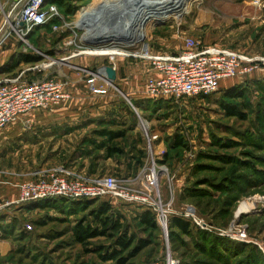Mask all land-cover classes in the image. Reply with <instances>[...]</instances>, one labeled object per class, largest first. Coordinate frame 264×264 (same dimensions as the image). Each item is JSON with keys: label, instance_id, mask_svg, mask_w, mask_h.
Masks as SVG:
<instances>
[{"label": "rangeland", "instance_id": "374dc122", "mask_svg": "<svg viewBox=\"0 0 264 264\" xmlns=\"http://www.w3.org/2000/svg\"><path fill=\"white\" fill-rule=\"evenodd\" d=\"M100 1L60 0L61 16L36 27L26 42L13 32L0 49V67L14 55L34 57L12 75L60 81L70 93L60 104L35 111L31 124H23L26 139L0 133V180L39 178L61 165L89 176L110 175L122 189L161 200L169 218L188 219L193 234L148 229L136 212L149 206L116 196L16 200L0 208V264H118L101 258L117 247L114 237L99 236L88 244L73 237L78 222L92 221L97 200L123 214L125 230L135 240L131 249L148 242L126 264H167V254L175 264H225L208 252L207 234L219 239L230 264H264V71L223 82H230L226 87L242 82V99H227L220 89L179 102L151 100L141 90L154 67L138 57L147 51L175 53L186 37L264 56V0H178L146 19L132 16L116 47L126 46L137 55L131 57L85 53L116 46L111 37L85 38ZM15 2L0 0V28ZM106 65L116 68L117 79L101 80L108 92L94 94L87 77ZM104 130L125 134L108 141ZM179 137L181 146L175 144ZM104 142L120 151L109 157ZM153 165L157 175L150 186L145 174ZM242 205L249 210L240 211Z\"/></svg>", "mask_w": 264, "mask_h": 264}, {"label": "built area", "instance_id": "2783aa9c", "mask_svg": "<svg viewBox=\"0 0 264 264\" xmlns=\"http://www.w3.org/2000/svg\"><path fill=\"white\" fill-rule=\"evenodd\" d=\"M61 16L55 3L44 0H16L0 28V49L14 32L26 42V35L38 26H45ZM122 44V43H121ZM134 45V44H133ZM126 47V46H124ZM119 48L117 56H137ZM138 57L151 61L155 73L149 76L141 92L146 97L179 102L185 98L217 92L226 80L245 79L264 71V56L251 55L217 45H200L193 37H186L177 53L152 55L148 51ZM115 68V67H114ZM116 69V68H115ZM108 79L105 68L90 72L87 83L94 94H106ZM70 98L64 83L50 78L27 79L23 72L0 77V131L23 115L38 109H49ZM28 123V122H27ZM157 170L153 165L145 174L146 183L155 185ZM19 202L42 198L68 199L107 198L116 196L132 203L149 206L163 230L168 228V211L161 200H154L146 192L122 189L110 175L88 176L67 166H57L39 178L16 183ZM7 204L0 205V208ZM31 228V226H28ZM167 264L175 260L167 254ZM159 264V263H157Z\"/></svg>", "mask_w": 264, "mask_h": 264}, {"label": "trees", "instance_id": "16d2710c", "mask_svg": "<svg viewBox=\"0 0 264 264\" xmlns=\"http://www.w3.org/2000/svg\"><path fill=\"white\" fill-rule=\"evenodd\" d=\"M60 0H49L46 4L49 3H55L59 2ZM20 55V54H19ZM34 57L30 55L22 54L20 57L17 55H14L11 57V59L7 62L1 65L0 69V75H12L15 73L13 70H15L19 64L23 61H31ZM235 80V79H234ZM242 83V82H241ZM241 83H235L232 84L229 87H226L224 89L220 88L218 91L223 92V95L227 99H242L245 97V92L243 91V87L241 86ZM217 91V92H218ZM216 93V92H215ZM209 95H200L198 97H206ZM146 97V96H145ZM151 100H167V99H155L146 97ZM172 102H176L173 100H170ZM226 107V103L224 104ZM229 109V108H228ZM230 113H237L236 110H230ZM241 114V112H239ZM106 133L103 135L108 136V141L114 140L116 137L124 136L125 130H117V131H110V130H104ZM183 143V139L181 137L175 139V144L177 146H181ZM102 147L107 149V153L109 157L114 156L117 152H119V148L113 144H108L107 142L102 143ZM58 198H65V197H58ZM67 199V198H66ZM78 201H84L89 200L87 198L77 199ZM98 203V206L91 210V218L92 221L88 222L87 220H82L78 222L73 228L72 233L73 237L76 240L77 243L80 244H88L90 239L96 238L99 236H110L115 238V245L116 248H113L112 251H109L105 254H101V258L104 260H117L118 264H126L128 259L137 255L140 250H142L144 247L148 245V242L145 240H142L138 246L135 248H132V245L134 244V239L131 235H128L127 230H125L123 219L124 216L117 210H115L112 206V204L107 201H95L93 204ZM89 205H92V203H89ZM136 218L137 220L145 227L151 230L158 231L161 229V226L157 220V216L155 212H153L151 209L141 207L138 212H136ZM92 222H95L94 224ZM192 222H190L188 219L184 218L180 215H173L172 218H169L168 221V228L169 232L171 234L176 233V229L179 230L181 233L184 234H193V231L191 229ZM201 234V233H200ZM210 234L205 235L206 240H208L209 244H207L210 248H208V252L212 253L215 256L220 259L219 261L224 262L225 264H230V260L223 254L220 250V243L219 239L217 237H214L213 239L210 237ZM211 238L212 240H209ZM222 250L227 251V248H221ZM128 251V256H124V253ZM176 264H188L186 262H178ZM221 264V263H220ZM244 264V263H240ZM248 264V263H247Z\"/></svg>", "mask_w": 264, "mask_h": 264}, {"label": "bare ground", "instance_id": "6f19581e", "mask_svg": "<svg viewBox=\"0 0 264 264\" xmlns=\"http://www.w3.org/2000/svg\"><path fill=\"white\" fill-rule=\"evenodd\" d=\"M177 1L178 0H101L98 3V9L91 19L94 20L95 24H92L85 38L87 36L111 37L116 46L114 48L103 47L99 50L91 49V51L85 53L107 56L118 55V48H116L118 46L117 41H119V39L123 40V38L120 37L126 35L124 32L126 30L124 28L127 26L126 22L128 18L131 19L132 16H139L140 18L146 19L149 15L165 11L170 4H174ZM146 56L149 57V55ZM249 208L250 206L242 205L240 211H248Z\"/></svg>", "mask_w": 264, "mask_h": 264}, {"label": "crops", "instance_id": "0c3cea01", "mask_svg": "<svg viewBox=\"0 0 264 264\" xmlns=\"http://www.w3.org/2000/svg\"><path fill=\"white\" fill-rule=\"evenodd\" d=\"M184 39L185 38H183L182 44L180 46V49L178 51H176L175 53L179 52L182 49L183 44H184ZM154 73H155V71L153 72V74ZM149 76H151V75H149ZM115 80H114V82H115ZM223 82H225V81H223ZM223 82H222V86L221 87H223V86L226 87L230 83V82L229 83H223ZM38 110H42V109H38ZM43 110L45 111V110H48V109H43ZM35 111H37V110L29 112V113L23 115L20 119H18V121L22 122L21 124L20 123H17V124H13V123L11 124L10 123L11 125L8 124L4 129H2L0 131V133H2L3 137L6 138V139L7 138H13V134H15V137L19 138L20 140L26 139L25 132H24L25 131V127L23 126V124H27L28 126L31 124V118H33L34 115L36 114ZM73 169L76 170L75 168H73ZM76 171L81 172L79 170H76ZM91 176H94V175H91ZM28 179H32V178L31 177H28V178H26V177L25 178L17 177V178H7V179H4V180H0V201L2 200V202H5V203L7 202L8 203L7 206L10 203L16 202V200H18L19 195H20V191H19V188L16 186V183H18L20 181L28 180Z\"/></svg>", "mask_w": 264, "mask_h": 264}, {"label": "water", "instance_id": "95a60500", "mask_svg": "<svg viewBox=\"0 0 264 264\" xmlns=\"http://www.w3.org/2000/svg\"><path fill=\"white\" fill-rule=\"evenodd\" d=\"M105 71L107 73V76L108 78L111 80V81H114L117 77V72H116V69L113 68L112 66H108L106 65L105 67ZM167 230V229H166Z\"/></svg>", "mask_w": 264, "mask_h": 264}]
</instances>
